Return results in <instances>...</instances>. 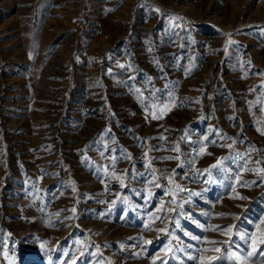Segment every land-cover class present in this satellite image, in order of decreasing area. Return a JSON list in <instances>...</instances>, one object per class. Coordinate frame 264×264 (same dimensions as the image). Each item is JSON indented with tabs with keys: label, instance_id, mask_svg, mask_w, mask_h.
<instances>
[{
	"label": "rangeland",
	"instance_id": "374dc122",
	"mask_svg": "<svg viewBox=\"0 0 264 264\" xmlns=\"http://www.w3.org/2000/svg\"><path fill=\"white\" fill-rule=\"evenodd\" d=\"M262 132L264 0H0V264H264Z\"/></svg>",
	"mask_w": 264,
	"mask_h": 264
},
{
	"label": "snow or ice",
	"instance_id": "6c2138e0",
	"mask_svg": "<svg viewBox=\"0 0 264 264\" xmlns=\"http://www.w3.org/2000/svg\"><path fill=\"white\" fill-rule=\"evenodd\" d=\"M229 43L231 44V43H234V41H232L231 39L229 40ZM121 67H123V65H121ZM146 111H147V109H146ZM153 118H162V116L161 117H156L155 116V114H153ZM262 134H264V132H262ZM177 151L179 150L178 148L176 149ZM169 159H171V157H169ZM176 159H179L178 157H176ZM260 171H262V172H264V169H261ZM171 179V178H170ZM177 187H179V186H177ZM181 191H183V189H181ZM241 199H244V197H240ZM72 211L74 212L75 211V209H72ZM232 227L233 226H229V228H228V232L230 233L231 231H232ZM146 243H151L150 241H146ZM215 251H220V249H215ZM248 255L250 256L251 255V253H248ZM202 264H203V262H202Z\"/></svg>",
	"mask_w": 264,
	"mask_h": 264
}]
</instances>
